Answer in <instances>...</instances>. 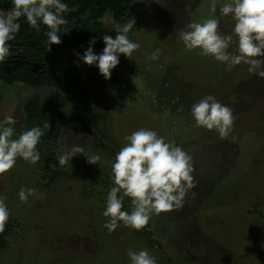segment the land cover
<instances>
[{
  "label": "rangeland",
  "instance_id": "obj_1",
  "mask_svg": "<svg viewBox=\"0 0 264 264\" xmlns=\"http://www.w3.org/2000/svg\"><path fill=\"white\" fill-rule=\"evenodd\" d=\"M4 3L12 8V0ZM220 3L213 12L211 0H133L128 15L142 22L132 34L140 47L115 67L116 75L131 91L118 94L106 89L96 66L79 63L94 78L95 112L89 126L104 147L97 146L76 123L55 91L46 87L38 91L45 106L65 117L54 146L58 157L73 146L83 152L66 164L70 176L62 177L50 190L39 185L34 165L19 157L8 172L0 174V197L15 223L6 239L7 249L0 250V264H129V249H147L158 264L163 259L158 248L151 250L146 241L134 238L127 226L109 233L102 226L108 218L96 210V201L81 195L83 186L94 183L84 168L94 166L99 173H107L113 185L114 154L126 143L124 137L140 128L154 130L192 157L195 187L188 191L183 206L154 214L148 222L163 251L183 264H264V226H259L252 210L258 205L264 177L245 180L249 177L245 174L252 173L255 180V175L263 173L258 167L264 166V95L256 99L244 94L253 92L255 85L249 81L253 73L247 65L241 63L226 71L221 62L199 55L198 50H185L180 39L189 23L211 16L218 19L221 33L231 34L234 22L230 14H220ZM103 22L107 28L115 25L111 16L106 15ZM235 47L234 38L229 51ZM157 48L161 50L158 59H150ZM65 54L75 59L83 51ZM257 78L264 84V78ZM33 93L21 87L19 95L0 105V120L10 115L16 121L15 130H21V103ZM206 95L233 110L228 137L194 126L190 108ZM254 147L257 151L246 158ZM92 154L100 157L95 164L87 162L86 156ZM81 161L84 168L76 170ZM21 187L34 188L36 194L21 202L17 195ZM253 195L256 198L250 199ZM127 204L131 207L128 197ZM195 208L198 214L193 212ZM187 243H191L190 249L180 250ZM77 254L85 256L78 258Z\"/></svg>",
  "mask_w": 264,
  "mask_h": 264
},
{
  "label": "clouds",
  "instance_id": "obj_2",
  "mask_svg": "<svg viewBox=\"0 0 264 264\" xmlns=\"http://www.w3.org/2000/svg\"><path fill=\"white\" fill-rule=\"evenodd\" d=\"M217 3L220 0H211L213 12ZM68 11V5L63 0H12L10 11L0 15V62L9 55L8 42L15 38L20 29L19 18L23 17L28 25L37 30L40 25L46 26L49 48L60 43L61 26L68 23L63 14ZM219 12L222 16L231 15L234 22L232 33H221L215 16L204 18L201 22H191L188 30L180 33L185 50H198L199 55L221 62L226 71L243 63L250 73L264 78V0H223ZM134 23V19L129 18L116 26L114 37L105 34L102 37L104 47L99 54L94 53L92 48L95 38L90 39L83 54H77L78 61L96 66L99 74L107 80L119 63L120 54L128 58L140 47L139 43L128 37ZM68 31L65 28L63 33ZM234 38L236 47L234 51H229ZM160 54L161 50L157 48L150 53V59L156 60ZM190 112L195 127L215 130L222 138L232 132L233 110L212 95L194 102ZM15 123L10 115L0 120V174L8 172L17 157L35 164L40 159L36 145L49 128L48 124L43 128L33 126L13 139ZM124 140L126 143L114 154L111 165L113 186L107 193L102 212L108 218L102 226L109 233L120 223L136 230L144 228L152 215L182 207L188 191L195 187L192 157L175 142H165L163 136L146 128L133 131ZM82 152V148L73 146L59 155V165L69 164L73 156ZM86 157L90 164L100 159L96 154ZM33 194H36V189L24 187L17 193L21 202ZM125 197L130 198V210L122 207ZM8 218L9 209L4 198L0 197V232L4 230ZM127 256L129 264H157L147 249H129Z\"/></svg>",
  "mask_w": 264,
  "mask_h": 264
},
{
  "label": "trees",
  "instance_id": "obj_3",
  "mask_svg": "<svg viewBox=\"0 0 264 264\" xmlns=\"http://www.w3.org/2000/svg\"><path fill=\"white\" fill-rule=\"evenodd\" d=\"M63 2L68 5L69 9L68 12L63 14L68 23L61 26L59 44H53L48 48V41L45 35L47 30L46 26L40 25L39 30H37L28 25L24 18L21 17L19 18V31L16 33L15 38L8 42L10 45L9 55L3 62H0V105L10 99L11 96L19 95L21 87L34 91L32 95L25 97L21 103L22 127L20 128L21 130H15L13 139L17 138L20 132L33 126L43 128L45 124L49 125V128L44 131L39 143L36 145L40 153V159L33 164L35 172L40 179H38L39 185L45 190L52 189V186L60 182L62 177H68L70 175L66 170V165H59L58 151L54 148L55 142L58 140L64 126L65 117L61 111L51 110L45 106V101L38 91L44 87L55 91L60 96L63 104L76 123L87 134L92 136L91 140L97 146L104 147L94 137L95 133L89 126V121L94 117L95 112L92 92L94 78L83 72V67L79 65L82 62H79L77 57L75 59L67 58L65 53L68 51H84L89 46V40L95 38V43L92 45V48L94 53L99 54L104 47L102 37L105 34L114 37L117 25L125 23L129 18L134 19V27L128 33L129 39L133 41L132 34L142 25L139 19L128 15L129 7L133 0H63ZM8 11L10 9L9 7H5L4 0H0V15H5ZM106 15L113 18L115 25L112 28H107L103 22ZM65 28L69 30L67 33H63ZM123 57L124 55L120 54L119 60ZM102 79L105 81L103 85L108 90L113 89L118 94L124 93L125 90L131 91V88L129 89L127 84L118 78V75L115 73V68L112 69L111 75L107 80L103 76ZM257 79V75L253 73L252 78L249 80L253 84L255 83L253 85V92L244 93L246 96L250 98L253 96L256 99H260L264 95V84ZM256 148L254 147L253 150L250 149L246 158L254 154L257 151ZM261 159L264 161V155ZM82 163L84 162L81 161V163L77 164L75 169L77 167L79 168V166H83V169L84 165H81ZM245 165L243 166V171L246 170ZM75 169L73 174H75ZM97 169L94 166L93 168H89L90 171L84 168V173L88 171L87 175L93 178L94 183L83 186L81 195L83 198H91L93 202L96 201V210L98 209L102 213L105 207L107 193L113 185L110 183L108 174L99 173ZM250 169L252 170V168ZM258 169L263 172L260 176L255 175L254 180V176L251 175L252 173L250 175L245 174L249 176L245 180L247 182L261 181L264 177V166L258 167ZM258 193V205L252 208V210L253 212L255 211V218L257 220L259 219V226H264V182L259 188ZM252 198L255 199L256 196H250V199ZM122 207L123 209L130 210L131 207L127 204V197H125ZM195 210L196 208L193 212L198 214L199 211L197 212ZM197 225L200 228L203 227L201 222H198ZM119 226L122 228L125 227L122 223ZM14 228L15 223L8 218L4 230L0 232V250L7 249L6 239ZM129 229L134 235V238L140 237L141 240L146 241L147 244H144L151 250L158 248V252L163 256L162 260H158V264H183L179 260H172L163 251L162 242L159 239L157 240V236H155L154 231H151L149 224L139 230ZM190 246H192L191 243H187L180 250L187 251L190 249ZM84 254L88 255L89 253ZM84 254H77L78 258L85 256Z\"/></svg>",
  "mask_w": 264,
  "mask_h": 264
}]
</instances>
